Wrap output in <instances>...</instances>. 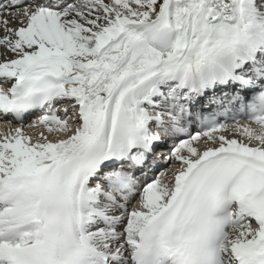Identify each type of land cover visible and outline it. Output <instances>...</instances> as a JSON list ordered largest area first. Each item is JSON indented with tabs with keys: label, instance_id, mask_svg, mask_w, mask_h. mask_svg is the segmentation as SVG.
Instances as JSON below:
<instances>
[{
	"label": "snow or ice",
	"instance_id": "snow-or-ice-1",
	"mask_svg": "<svg viewBox=\"0 0 264 264\" xmlns=\"http://www.w3.org/2000/svg\"><path fill=\"white\" fill-rule=\"evenodd\" d=\"M0 122V264H264V0H0Z\"/></svg>",
	"mask_w": 264,
	"mask_h": 264
},
{
	"label": "bare ground",
	"instance_id": "bare-ground-1",
	"mask_svg": "<svg viewBox=\"0 0 264 264\" xmlns=\"http://www.w3.org/2000/svg\"><path fill=\"white\" fill-rule=\"evenodd\" d=\"M13 127H15V126H13ZM4 130H6V126H1L0 125V131H4ZM26 131H27V129H25Z\"/></svg>",
	"mask_w": 264,
	"mask_h": 264
}]
</instances>
